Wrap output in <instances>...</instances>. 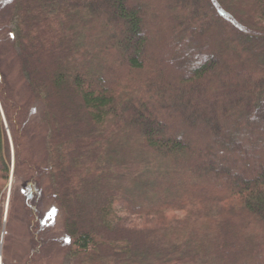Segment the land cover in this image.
<instances>
[{
    "label": "trees",
    "instance_id": "16d2710c",
    "mask_svg": "<svg viewBox=\"0 0 264 264\" xmlns=\"http://www.w3.org/2000/svg\"><path fill=\"white\" fill-rule=\"evenodd\" d=\"M35 101L87 264H264V0H0V182L24 183L27 264L43 247L42 171L24 155Z\"/></svg>",
    "mask_w": 264,
    "mask_h": 264
},
{
    "label": "rangeland",
    "instance_id": "374dc122",
    "mask_svg": "<svg viewBox=\"0 0 264 264\" xmlns=\"http://www.w3.org/2000/svg\"><path fill=\"white\" fill-rule=\"evenodd\" d=\"M3 48L6 49L2 61L3 71L13 90L15 100L19 104H24L28 97L26 81L20 72L18 62L13 59L11 54H7L11 48L10 45L4 44ZM55 110L57 116L66 121L65 124L68 128L73 127L72 120L71 123L67 121L70 120L68 119L69 109L67 106L61 104L59 107L57 105ZM42 111V104L37 101L33 102L25 125L27 147L24 155L42 171L39 204L42 222L40 237L43 247L34 264H87L88 254L81 257L71 250L63 230L62 213L53 200L51 176L48 159L46 158L47 129L42 123ZM9 152V170L11 171V164L13 163L11 145ZM21 172L19 170L18 176ZM13 180L9 175L5 184L0 182V187L2 186L0 188V199L2 200V210L0 211V264H27L31 249V238L23 209L24 183L20 179ZM203 181L208 185L211 183L208 177ZM8 203L10 205L7 209ZM88 211L89 207H85V204H75L71 209V213L85 223L91 222Z\"/></svg>",
    "mask_w": 264,
    "mask_h": 264
}]
</instances>
